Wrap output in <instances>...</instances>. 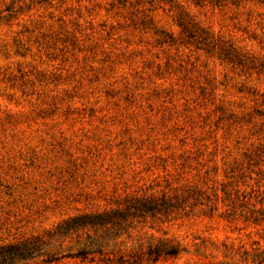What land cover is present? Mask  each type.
<instances>
[{"label": "rangeland", "instance_id": "1", "mask_svg": "<svg viewBox=\"0 0 264 264\" xmlns=\"http://www.w3.org/2000/svg\"><path fill=\"white\" fill-rule=\"evenodd\" d=\"M164 242L178 254L151 258ZM4 246L23 255L2 264H264V2L0 0Z\"/></svg>", "mask_w": 264, "mask_h": 264}, {"label": "trees", "instance_id": "2", "mask_svg": "<svg viewBox=\"0 0 264 264\" xmlns=\"http://www.w3.org/2000/svg\"><path fill=\"white\" fill-rule=\"evenodd\" d=\"M261 2H264V0H260ZM13 3L16 2H24V0H12ZM180 26L182 27L183 31L187 33L189 38L194 39L196 42L209 47V48H216L218 47L221 52H225V58L229 61H234V59H240L237 57V54H232V45H226L225 42L222 39L216 38L213 35H210L208 32H206L203 29H200L196 26L195 23H192L190 21L183 20V17H181L180 20ZM237 57V58H236ZM160 199H147V198H139L137 201L132 202L126 207V211H110L107 213H96V214H84L82 216H78L73 218L68 223V228H96L99 226H105L107 224H115L116 217H125L124 213H127V215H145L148 213L154 214L157 212H160L162 210H165L166 207L169 205V199L164 197H161V202H159ZM131 212V213H130ZM129 213V214H128ZM118 214V215H117ZM16 246V245H15ZM30 249V248H25ZM15 250V251H14ZM13 251V252H12ZM20 251L19 246L13 247V246H7V247H1L0 248V258L5 255H11L14 253H18V255H23ZM179 252V248L176 245H171L168 243H162L154 246H149L148 248V255L153 258L157 259L161 255H176ZM2 264V262H0Z\"/></svg>", "mask_w": 264, "mask_h": 264}]
</instances>
